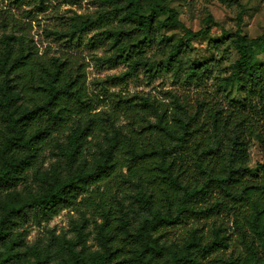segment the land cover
Returning <instances> with one entry per match:
<instances>
[{
  "label": "trees",
  "instance_id": "1",
  "mask_svg": "<svg viewBox=\"0 0 264 264\" xmlns=\"http://www.w3.org/2000/svg\"><path fill=\"white\" fill-rule=\"evenodd\" d=\"M97 1L110 6L109 13L116 20L110 35L115 44L122 46L121 53L110 63L115 66L127 62L124 77L136 76L140 68L151 77L152 63L145 50L153 46L165 50L168 55L164 69L179 90L167 92L169 100L166 103L155 97L133 95L129 100L136 101L142 110L153 112L154 126L143 114L141 117L153 128L155 135L147 141L133 135L125 141L111 140L98 163L90 166L81 157L82 152L90 148L88 139H98L101 135L106 139L108 133V128L98 125L94 97L85 89L84 82L78 80L79 76H67L63 62L54 59L52 69L43 67L30 60L21 37L4 35L0 66L6 74L11 73L19 80L16 82L18 87L26 77L28 89L40 90L42 98L39 101L30 99L33 105L30 109L22 95L25 86L17 89L15 84L8 85V80H5L6 84L0 83V196L3 192L10 193L32 166L34 157L24 155V149L30 145L40 149L54 133L69 131L70 135L55 146L61 165L54 171L48 190L19 203H14L13 199H0L3 207L0 211V264H19L27 251V246L12 239L11 229L37 220H50L71 204L91 208L96 198L103 199L99 186L115 180L118 168L125 162L127 165L123 166L134 175H140L145 192L138 198L140 207L132 215L118 219L106 214L103 229L112 235L107 239L105 253L85 262L81 258L80 240L65 241L60 244L61 255L57 258L58 247L49 241L36 245L46 255L43 264H113L120 258L128 263L131 261L128 255L138 247L135 231L140 232L145 225L150 224V229L155 231L161 226L186 223L190 218L209 214L219 207L231 211L236 204L248 203L255 192L264 190V185L249 179L252 143L245 139L240 123L222 119L212 109L207 111L209 126L200 121L207 101L195 89L210 78L212 68L207 62H196L183 39L173 43L159 33L161 28H183L174 11L170 10L168 17L157 25L152 14L141 13L140 0ZM233 3L230 11L240 22L242 9L237 0ZM187 10L189 18L194 19L192 3L187 5ZM211 22L208 16L205 24ZM210 30L211 27H207L197 34L188 31L187 34L206 36ZM209 43L223 58L231 49L236 51L230 82L250 93L257 91L264 95V61L257 59V55L264 54V32L253 40L234 34ZM36 80L41 86L34 88ZM13 89L14 94L11 93ZM104 116L101 120L113 128L112 117ZM133 133L140 132L133 130ZM96 145L100 147L98 141L93 147ZM183 161L191 164L190 172L182 167ZM260 169L264 175V164ZM81 194V199L76 201ZM254 209L250 223L259 238L260 249H252L250 256L239 264H264L261 257L264 256V210L256 206ZM196 233V229H191L189 238L184 240L182 247L192 252L190 257H182L184 263L199 264V257L205 258L223 247L220 240L203 241ZM144 241L150 257L144 261V254H140L137 260L140 264H158L162 247L156 245L152 235L146 236ZM126 245L129 246L127 250ZM237 261H231V264H238Z\"/></svg>",
  "mask_w": 264,
  "mask_h": 264
},
{
  "label": "rangeland",
  "instance_id": "2",
  "mask_svg": "<svg viewBox=\"0 0 264 264\" xmlns=\"http://www.w3.org/2000/svg\"><path fill=\"white\" fill-rule=\"evenodd\" d=\"M237 1L242 9L240 22L230 11L233 0H140V6L141 13L146 16L152 14L153 22L157 25L168 17L170 10L174 11L183 28H161L159 33L173 43L183 39L192 51V58L196 62H207L212 68L210 78L195 89L207 101L200 121L209 126L207 111L212 109L222 119L240 123L245 139L252 143L249 179L264 185V175L260 169L264 164V95L257 91L250 93L230 82L237 59L236 51L231 49L230 54L223 58L214 52L209 43L234 34L248 40L262 36L264 0ZM189 3L193 5L194 19L189 18ZM109 9L110 6L97 0H0V52L4 35L21 37L30 60L49 69H52L54 59L63 62L67 76H79L78 80L84 82L85 89L94 97L98 125L108 128V133L106 139L102 135L98 139H88L90 148L82 152L81 157L90 166L98 163L111 140L125 141L133 135L147 141L155 135L153 128L142 121L141 117L143 114L150 125L154 126L156 118L153 112L142 110L136 105V101L129 100L133 95L155 97L166 103L169 100L167 92L179 90L171 75L164 69L168 55L165 50L154 46L145 50L152 63L151 77L143 73L142 68L136 76L124 77L128 63L120 62L115 66L110 63L116 54L121 53L122 46L115 44L111 38L110 33L115 29L116 20L109 13ZM208 16L212 22L206 25L205 19ZM207 27H211V30L206 36L187 34V31L197 34L205 31ZM125 52L126 50L122 54ZM257 59L264 61V54L257 55ZM5 80H8V85L16 86L19 81L14 79L13 74H6L5 69L0 66V83L6 84ZM21 85L25 86L22 92L24 102L32 109L30 99L39 101L42 98L41 91L28 89L26 77L20 82V88ZM33 86L37 88L41 84L36 80ZM11 93L16 92L13 89ZM20 103L21 101L18 102L19 105ZM105 114L112 117L113 128L105 120H101ZM133 130L140 133L135 134ZM69 135V131L54 133L40 149H33L31 145L24 149V155L34 157L33 164L11 192H3L0 199H13L14 203H19L48 190L54 171L61 165L55 146L65 141ZM97 141L99 148L97 145L93 147ZM183 163L182 167L190 172L191 164L186 161ZM125 164L118 168L115 180L99 186L98 191L103 199L100 201V197L96 198L95 205L91 208L71 204L50 220H37L11 229L12 239L16 238L20 244L27 246L19 264H43L42 260L46 255L36 245L49 241L58 247L57 258L61 255L60 244L65 241L80 240L81 258L85 262L104 254L107 239L112 235L103 229L106 214L118 219L124 215H132L140 207L138 198L145 192L140 183V175H134L127 166H123ZM82 196L83 194L79 195L76 201ZM216 196L215 194L214 197ZM229 204L234 205L231 201ZM255 206L264 210V190L255 192L248 203L236 204L231 211L219 207L209 214L190 218L186 223L161 226L155 231L147 224L140 232L135 231L138 247L133 248L128 255L131 261L125 263L120 258L113 264H140L137 260L140 254H144L143 260L147 261L150 253L145 249L144 238L151 235L156 239V245L162 247V257L158 264H187L182 257H190L192 252L182 246L193 228L203 241L218 239L223 244V247L205 258L199 257V264H231V261L237 259L239 264L250 256L252 249H260L259 238L250 223ZM2 210L0 204V211ZM128 248L126 245L125 250ZM261 257L264 259V256Z\"/></svg>",
  "mask_w": 264,
  "mask_h": 264
}]
</instances>
